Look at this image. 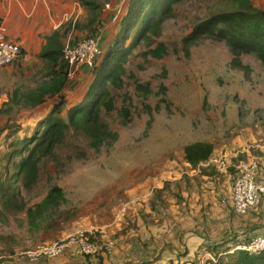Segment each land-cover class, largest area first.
<instances>
[{"label": "rangeland", "instance_id": "obj_1", "mask_svg": "<svg viewBox=\"0 0 264 264\" xmlns=\"http://www.w3.org/2000/svg\"><path fill=\"white\" fill-rule=\"evenodd\" d=\"M253 2L264 8V0ZM126 3L107 1L98 31L91 34L84 27L88 11L77 0H0V26L22 46L19 59L0 67V158L13 140L33 134L59 102L51 96L35 108L6 105L16 89L33 88L45 75L46 63L32 48H40L43 34L56 30L46 29L50 18H56L65 44L96 36L104 53ZM219 7L217 0H190L149 43L133 50L121 86H111L115 109H101L99 122L107 127L102 143L96 145L71 127L42 160L38 182L21 188L22 204L30 212L4 211L0 198V264H176L181 258L200 264L212 259L207 240L188 243L195 246L189 257L178 248L190 231L210 226L207 215L217 218L218 209H232L229 196L239 169L228 154L225 172L214 165L210 176H203L185 163V145L211 141L219 157L237 150L245 161L261 157L254 169L264 174V66L253 54L235 61L226 42L215 38L202 36L192 44L185 40L201 17ZM159 43L167 48L164 57L145 58L150 46ZM101 59L85 65L82 80L78 72L83 66L69 67L65 119L67 108L91 85L93 66ZM123 107L129 108V119ZM55 186L62 194L38 207ZM89 231L102 246L97 253L87 254L76 243L42 261L22 254L38 243ZM234 234L222 240L232 241Z\"/></svg>", "mask_w": 264, "mask_h": 264}, {"label": "trees", "instance_id": "obj_2", "mask_svg": "<svg viewBox=\"0 0 264 264\" xmlns=\"http://www.w3.org/2000/svg\"><path fill=\"white\" fill-rule=\"evenodd\" d=\"M77 1L88 11L84 27L90 29L91 34H96L102 21L105 3L109 0ZM189 1L127 0L116 33L105 43L100 62L93 66L94 78L91 85L67 108V119L62 114L66 109L63 91L68 83L70 66L64 57V33L59 27L45 36L46 42L40 52L47 66L45 75L33 88L16 89L6 105L35 108L51 96L59 98V102L40 120L33 134L13 140L0 158L2 210L31 211V208H25L22 204L21 188H31L38 182L42 160L54 152L71 127L84 131L94 139L96 145L102 143L107 127L99 122L100 112L102 107L108 111L115 109L111 86H121L126 72L125 64L131 53L142 42L149 43L151 37L161 31L166 20L176 15L178 8ZM217 1L220 2V7L199 19L192 33L185 38L187 43L192 44L202 36L215 38L226 42L235 61H240L244 54H253L264 66V8L256 6L253 0ZM202 2L203 0H199V3ZM77 43L78 41L70 44ZM166 52L165 44L159 43L154 48L150 46L144 55L145 58L152 56L161 59ZM138 88L143 86L139 84ZM121 111L127 119L130 118L129 108L123 107ZM114 137H117V133ZM214 149L215 145L211 141H195L185 145L184 157L196 168L211 158ZM56 194H62L58 186L53 187L37 206L51 203L57 197ZM89 240L93 241L94 238L90 235ZM229 247L225 241L212 244L208 248L212 259L208 258L205 263L200 264H264V250L259 253L245 250L230 252Z\"/></svg>", "mask_w": 264, "mask_h": 264}, {"label": "built area", "instance_id": "obj_3", "mask_svg": "<svg viewBox=\"0 0 264 264\" xmlns=\"http://www.w3.org/2000/svg\"><path fill=\"white\" fill-rule=\"evenodd\" d=\"M103 54L100 41L96 36L88 37L78 41L77 44H66L64 49V57L69 63L70 68H79L86 64H94L95 57ZM22 55V46L16 40L10 38L6 26H0V67L12 64ZM213 162L218 165L220 170L227 169V165L223 158H214ZM264 199V179L257 177L256 170L252 166H243L236 176L233 193L231 197V205L239 214H248L259 206ZM86 234L92 232H78L67 238L38 243L22 252L28 259L32 261L41 258H55L66 252L69 247L78 243L82 250L87 254L97 253L102 249L101 244L97 241H90ZM235 250H245L252 253H259L264 250V234H257L243 242L233 246L230 252Z\"/></svg>", "mask_w": 264, "mask_h": 264}, {"label": "crops", "instance_id": "obj_4", "mask_svg": "<svg viewBox=\"0 0 264 264\" xmlns=\"http://www.w3.org/2000/svg\"><path fill=\"white\" fill-rule=\"evenodd\" d=\"M44 17H45V15L43 16V18ZM47 27L48 28H46V29H50V28L57 29L58 28V22L56 21V18L51 17L50 18V24ZM38 33H40V31H38ZM49 34L50 33L43 34V38H41V40H44L43 45L46 42L45 36L49 35ZM12 35L15 38L14 34H12ZM9 36H10V32H9ZM11 36H10V38L14 39ZM43 45L38 49L36 47L32 48V51L40 54V51L42 50ZM31 56H32L31 54L28 55V57H31ZM84 67H86V66L84 65L83 69L78 72L79 76L77 75L80 78V80H82L84 78V75H83V74H85V72H84L85 68ZM87 71H88V69H87ZM81 76H82V79H81ZM78 82L82 83V81H78ZM183 152H184V149H183ZM239 152H240V150H237L236 152H231V153L226 152L223 156L220 155V157H219L218 156L219 152L217 151V149L215 147L211 158L208 161L201 163L200 166H198L194 169L201 171V174H203V176H210V174L208 173L209 168L214 167V165L218 168V165L213 162V159L214 158H223L225 160V163H226V158H227V156H229L228 154H231V157L235 158L234 162L236 163L235 164L236 168L239 169L238 171H240L243 166H252L254 169L256 167L257 163H261V157L256 158V156H254V155L250 156V157L247 156L248 158L245 161V159L239 158V155H240ZM241 153H243V152H241ZM248 155H250V154H248ZM241 156L245 157V154L244 155L242 154ZM184 161L186 164H188V165L190 164L186 161L185 158H184ZM255 170L257 173V177L259 179H260V177L264 178V176H263L264 174L262 171L259 172L258 169H255ZM225 171H226V169L223 170V172H225ZM236 176L237 175H235L234 178H236ZM232 193H233V191L230 192V196H229L230 199L232 197ZM261 202L262 203L259 204V206L257 208H255L254 210H251L248 214H244V215L236 212L233 207H232V209H230V207H226L225 209H222V210L218 209L216 213L219 214V216L217 218H215V217L211 218V215H207L206 216L208 218L207 223L210 226H208V228H206V229L203 226H201L202 230H200L198 232H191L190 231V233L188 235L184 236L183 244H182L183 246L178 248V250H183V252H182V254H184V255H182L183 257H189L190 254H192L194 249H195V246L188 247V243H191L192 241L197 242V243H200V241H201L202 243H204V241L207 240L208 244H209L207 247V250H208V248L212 244H217V243H220L222 241L227 242V246H229V245L230 246H232V245L236 246L237 244L243 242L244 240H246L252 236H255L257 234H264V222H263L264 203H263V201H261ZM229 205L232 206L231 202H229ZM213 215L214 214H212V216ZM199 222H203V220L202 221L199 220ZM211 223H213V224H211ZM203 229L205 231H203ZM234 233H236V234H234ZM228 234H234L233 236H231V239H233V240L232 241L226 240V239L222 240V236L223 235L226 236ZM235 237H237V238H235ZM198 239H200V241ZM138 243H141V242H138ZM137 255L138 254H136L135 256H137ZM45 259H47V258H41V259L36 260V261H42ZM181 259H182L181 262H178V263L192 264V262H190V259H188V258L187 259L181 258ZM176 260L173 262L174 263L177 262ZM149 262L150 261H145V264H147ZM178 263H176V264H178Z\"/></svg>", "mask_w": 264, "mask_h": 264}]
</instances>
